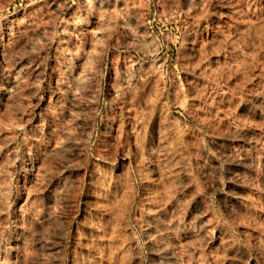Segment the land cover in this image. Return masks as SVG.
<instances>
[{
    "label": "rangeland",
    "instance_id": "rangeland-1",
    "mask_svg": "<svg viewBox=\"0 0 264 264\" xmlns=\"http://www.w3.org/2000/svg\"><path fill=\"white\" fill-rule=\"evenodd\" d=\"M78 262L264 264V0H0V264Z\"/></svg>",
    "mask_w": 264,
    "mask_h": 264
},
{
    "label": "bare ground",
    "instance_id": "bare-ground-1",
    "mask_svg": "<svg viewBox=\"0 0 264 264\" xmlns=\"http://www.w3.org/2000/svg\"><path fill=\"white\" fill-rule=\"evenodd\" d=\"M262 15H263V14H262ZM209 72H210V71H209ZM213 72H214V71H213ZM208 74H209V73H208ZM1 76H2V75H1ZM3 76H4V75H3ZM3 79H4V78H3ZM7 79H8V78H7ZM5 83L8 85L7 81H5ZM8 86H9V85H8ZM8 91H9V89H8ZM9 92H10V91H9ZM8 94H9V93H8ZM148 109H149V108H148ZM159 110H160V109H159ZM134 116H135V115H134ZM138 117H139V115H138ZM138 117H135V118H138ZM133 119H134V117H133ZM136 120H137V119H136ZM136 120H134V121H136ZM134 121H133V122H134ZM137 122H138V121H137ZM156 122H157V121H156ZM138 123H139V122H138ZM141 123H143V122H141ZM153 124H154V123H153ZM163 124H164V123H163ZM138 125H139V124H138ZM140 125H141V124H140ZM146 125H147V123H146ZM146 125H145V126H146ZM131 127L133 128V125H132ZM136 127H137V125H136ZM141 127H143V126H141ZM158 127L160 128L159 124H158ZM132 128H131V129H132ZM153 128H154V127H153ZM129 129H130V128H129ZM134 129H135V128H134ZM155 129H156V128H154V130H155ZM157 129H158V128H157ZM157 129H156V130H157ZM156 130H155V131H156ZM136 131H138V130H136ZM140 131H141V130H140ZM148 131H149V130H148ZM159 131H160V130H159ZM159 131H158V132H159ZM132 132H133V131H132ZM139 133H140V132H139ZM155 133H157V132H155ZM133 134H134V133H133ZM150 134H151V133H150ZM157 134H158V133H157ZM166 134H167V133H166ZM128 135H129V134H128ZM138 135H139V134H138ZM140 135H141V133H140ZM161 135H162V134H161ZM126 136H127V135H126ZM150 136H151V138H152L153 133H152ZM157 136H158V135H157ZM163 136H164V135H163ZM135 138H136V137H135ZM156 138H157V137H156ZM160 138H161V136H160ZM137 139H138V137H137ZM139 140H140V139H139ZM152 140H153V139H151V141H152ZM158 140H159V139H158ZM130 142H131V141H130ZM136 142H137V141H136ZM139 142H140V141H139ZM157 142H158V141H157ZM157 142L155 141V143H157ZM160 142H161V141H160ZM132 143H133V141H132ZM142 143H143V142H142ZM151 143H153V142H151ZM162 143H164V142L162 141ZM129 144H130V143H129ZM133 145H135V144H131L132 147H133ZM154 145H155V144H154ZM129 146H130V145H129ZM146 146H147V145H146ZM152 146H153V145H152ZM152 146H150V149H151ZM153 147H154V146H153ZM155 147H156V146H155ZM155 147H154V148H155ZM162 147H163V146H162ZM162 147H160V148H162ZM166 147H167V146H166ZM133 148H134V147H133ZM157 148H159V146H157ZM160 148H159V150H160ZM146 149H147V148H146ZM167 149H168V148H167ZM131 150H132V149H131ZM133 150H134V149H133ZM147 150H149V149H147ZM147 150H146V151H147ZM152 150H153V149H152ZM162 151H163V150H162ZM166 151H167V150H166ZM134 152H135V151H134ZM136 152H137V150H136ZM137 153H138V152H137ZM135 154H136V153H135ZM144 154H145V153H144ZM145 155H146V154H145ZM101 156H102V155H101ZM147 156H148V155H147ZM157 156H158V155H157ZM133 157H134V156H133ZM140 157H141V156H140ZM98 158H99V157H98ZM141 158H142V157H141ZM139 159H140V158H139ZM143 159H147V158H145V156H144ZM152 159H153V158H152ZM156 159H157V158H156ZM134 160H135V158H134ZM150 160H151V159H150ZM157 160H158V159H157ZM103 161H105V160L103 159ZM138 161H139V160H138ZM152 161H153V160H152ZM133 162H134V161H133ZM149 162H150V161H149ZM149 162H148V165L150 164ZM99 163H100V162H99ZM137 163H138V162H137ZM107 164H108V163H107ZM143 164H144V163H143ZM157 164H159V163H157ZM161 164H162V162H161ZM137 165H138V164H137ZM153 165H154V163H153ZM144 166H145V165H144ZM151 166H152V165H151ZM159 166H161V165H159ZM166 166H167V165H166ZM173 166H174V165H173ZM156 167H157V165H156ZM138 168H139V167H138ZM141 168H142V167H141ZM153 169H154V168H153ZM158 169H159V167H158ZM161 169H162V168H161ZM136 170H137V169H136ZM147 170H148V169H147ZM156 170H157V169H156ZM154 171H155V170H154ZM176 171H177V170H176ZM157 172H158V171H157ZM157 172H156V173H157ZM159 172H160V171H159ZM138 173H139V171H138ZM140 173H141V172H140ZM154 173H155V172H154ZM156 173H155V174H156ZM166 173H167V172H166ZM173 173H174V172H173ZM101 174H102V173H101ZM97 176H98V175H97ZM155 176H156V175H155ZM169 176H170V175H169ZM105 177H106V176H105ZM109 177H110V176H109ZM96 178H97V177H96ZM96 178H95V179H96ZM101 178H102V177H101ZM148 178H149V177H148ZM142 179H144V178L142 177ZM152 179H153V178H152ZM165 179H166V178H165ZM97 180H99V179H97ZM113 180H114V179H113ZM113 180H112V181H113ZM161 180H163V179L161 178ZM148 181H149V180H148ZM153 181H154V180H153ZM155 181H157V180H155ZM104 182H105V181H104ZM121 182H122V181H121ZM113 183H114V182H113ZM149 183H152V182H149ZM153 183H154V182H153ZM106 184H107V183H106ZM115 184H116V182H115ZM142 184H143V183H142ZM171 184H172V183H171ZM104 185H105V184H104ZM112 185H113V184H112ZM146 185H147V184H146ZM146 185H145V187H146ZM155 185H156V184H155ZM155 185H154V186H155ZM158 185H160V184H158ZM165 185H166V184H165ZM154 186H153V187H154ZM160 186H161V185H160ZM162 186H163V184H162ZM168 186H169V185H168ZM107 187H108V186H107ZM151 187H152V186H151ZM151 187H148V188L150 189ZM99 188H100V187H99ZM129 188H130V187H129ZM157 188H158V187H157ZM166 188H167V187H166ZM101 189H102V188H101ZM118 189H119V188H118ZM155 189H156V188H155ZM159 189H161V188H159ZM164 189H165V188H164ZM170 189H171V188H170ZM107 190H108V188H107ZM135 190H136V189H135ZM142 190H143V189H142ZM147 190H148V189H147ZM147 190H146V191H147ZM153 190H154V189H153ZM153 190H152V191H153ZM98 191H99V190H98ZM139 191H140V190H139ZM159 191H160V190H159ZM109 192H110V191H109ZM154 192H155V191H154ZM161 192H162V191H161ZM164 192H165V191H164ZM164 192H163V193H164ZM143 193H144V191H143ZM149 193H150V192H149ZM149 193H148V194H149ZM152 193H153V192H152ZM155 193H156V192H155ZM157 193H158V192H157ZM242 193H243V192H242ZM103 194H104V193H103ZM113 194H115V193H113V192H110V193H109V196H108L109 200H107L106 205H109V204L111 205V204L114 203V201H115V196H114ZM117 194H118V192H117ZM133 194H134V193H133ZM145 194H146V193H145ZM159 194H160V193H159ZM99 195H100V194H99ZM164 195L167 196L168 194H167V195L164 194ZM241 195H242V194H241ZM117 196H118V195H117ZM117 196H116V198H117ZM135 196H136V195H135ZM151 196H152V195H151ZM100 197H101V196H100ZM148 197H149V196H148ZM158 197H159V196H158ZM158 197H157V195L155 196V198H158ZM146 199H148V198H146ZM162 199H164V198H162ZM165 199H166V198H165ZM98 200H99V199H98ZM143 200H144V199H143ZM152 201H153V200H152ZM163 201H164V200H163ZM99 202H100V201H99ZM102 202H104V200H103ZM127 202H128V201H127ZM153 202H154V201H153ZM156 202H157V201H156ZM240 202H241V201H240ZM107 203H108V204H107ZM131 203H132V202H131ZM131 203H130V204H131ZM114 204H115V203H114ZM96 205H97V204H96ZM103 205H104V204H103ZM147 205H148V204H147ZM161 205H162V204H161ZM167 205H168V204H167ZM94 206H95V205H94ZM113 206H114V205L110 206L109 211H112V210H113V209H112ZM123 206H124V205H123ZM148 206H149V205H148ZM151 206H152V203H151V205H150L149 207H151ZM156 206H157V205H156ZM162 206H163V205H162ZM236 206H237V205H236ZM242 206H243V205H242ZM114 207H115V206H114ZM118 207H119V206H118ZM138 207H140V205H139ZM149 207H148V208H149ZM171 207H172V206H171ZM123 208H124V207H123ZM143 208H144V207H143ZM148 208H146V209H148ZM152 208H153V207H152ZM156 208H158V207H156ZM156 208H154V209H156ZM166 208H168V206H167ZM173 208H174V207H173ZM234 208H235V207H234ZM237 208H238V206H237ZM144 209H145V208H144ZM163 209H164V208H163ZM100 210H101V209H100ZM118 210H119V209H118ZM151 210H152V209H151ZM156 210H157V209H156ZM170 210H171V209H170ZM102 211H104V209H103ZM113 211H114V210H113ZM135 211H136V210H135ZM140 211H141V210H140ZM158 211H159V210H158ZM168 211H169V208H168ZM168 211H167V212H168ZM234 211H235V210H234ZM236 211H237V210H236ZM107 212H108V211H107ZM172 212H173V211H172ZM243 212H244V211H243ZM126 213H127V211H126ZM157 213H158V212H157ZM163 213H164V212H163ZM163 213H162V214H163ZM169 213H171V212H169ZM177 213H178V212H177ZM106 214H107V213H106ZM149 214H150V215H153L154 213H153V214L149 213ZM158 214H159V213H158ZM165 214H166V213H165ZM107 215H108V214H107ZM114 215H115V213H114ZM114 215H112V216H114ZM102 216H103V215H102ZM138 216H139V215H138ZM161 216H162V215H161ZM166 216H167V215H166ZM168 216H170V214H169ZM127 217H128V216H127ZM158 217H159V216H158ZM170 217H171V216H170ZM176 217H177V216H176ZM105 218H106V217H105ZM107 218H109V217H107ZM110 218H111V217H110ZM112 218H113V217H112ZM124 218H125V217H124ZM168 218H169V217H168ZM177 218H178V217H177ZM85 219H86V218H85ZM87 219H88V218H87ZM143 219H144V218H143ZM146 219H147V218H146ZM162 219H164V216H163ZM88 220H90V219H88ZM113 220H114V218L112 219V221H113ZM154 220H155V218H154ZM154 220H153V221H154ZM177 220H178V219H177ZM179 220H180V219H179ZM205 220H206V219H205ZM90 221H91V220H90ZM96 221H97V220H96ZM103 221H104V219H103ZM106 221H107V220H106ZM112 221H110V222H112ZM144 221H145V220H144ZM148 221H149V220H148ZM148 221H147V222H148ZM161 221H162V220H161ZM190 221H191V219H190ZM208 221H209V220H208ZM208 221H207V222H208ZM99 222H100V221H99ZM101 222H102V221H101ZM113 222H114V221H113ZM158 222H159V221H158ZM162 222H163V221H162ZM162 222H161V223H162ZM167 222H169V221H167ZM177 222H179V221H177ZM207 222H206V223H207ZM82 223H83V222H82ZM87 223H88V222H87ZM89 223H90V222H89ZM143 223H144V222H143ZM163 223H164V222H163ZM83 224H84V223H83ZM93 224H94V223H93ZM109 224H110V223H109ZM112 224H113V223H112ZM145 224H147V223H145ZM164 224L166 225V223H164ZM176 224H177V223H176ZM204 224H205V223H204ZM204 224H203V225H204ZM87 225H88V224H87ZM91 225H92V224H91ZM101 225H102V224H101ZM106 225H107V224H106ZM115 225H116V224H115ZM148 225H150V224H148ZM151 225H152V222H151ZM167 225H168V224H167ZM178 225H179V224H178ZM178 225H177V226H178ZM201 225H202V224H201ZM205 225H206V224H205ZM110 226H111V225H110ZM110 226L108 225V227H110ZM145 226H146V225H145ZM198 226H199V225H198ZM82 227H83V226H82ZM84 227H85V226H84ZM115 227H116V226H115ZM126 227H127V224H126ZM126 227H125V228H126ZM142 227H143V226H142ZM157 227H158V225H157ZM170 227H171V226H170ZM179 227H180V226H179ZM96 228H97V227H96ZM101 228H102V227H100V229H101ZM145 228H146V227H145ZM159 228H160V227H159ZM168 228H169V226H168ZM171 228H172V227H171ZM171 228H170V230H171ZM183 228H184V227H183ZM207 228H208V225H207ZM209 228H210V227H209ZM87 229H88V228H87ZM89 229H90V228H89ZM100 229H99V230H100ZM108 229H110V228H108ZM190 229H191V228H190ZM201 229H202V228H201ZM104 230H106V229H104ZM112 230H113V228H112ZM118 230H119V229H118ZM168 230H169V229H168ZM88 231H89V230H88ZM100 231H101V230H100ZM107 231H109V232H107V233L109 234V233H110V230H107ZM151 231H152V230H151ZM151 231H150V232H151ZM159 231H160V230H159ZM162 231H163V230H162ZM152 232H153V231H152ZM172 232H173V230H172ZM187 232H188V231H187ZM192 232H193V231H192ZM85 233H86V232H85ZM93 233H94V232H93ZM114 233H115V232H114ZM116 233H117V232H116ZM123 233H124V232H123ZM145 233H146V232H145ZM165 233H166V232H165ZM170 233H171V232H170ZM190 233H191V232H190ZM91 234H92V233H91ZM110 234H111V233H110ZM110 234H109V235H110ZM188 234H189V233H188ZM85 235H86V234H85ZM89 235H90V234H89ZM96 235H97V234H96ZM99 235H101V234L99 233ZM103 235H104V234H103ZM122 235H123V234H122ZM129 235H130V234H129ZM159 235H160V234H159ZM168 235L170 236V234H168ZM185 235H186V234H185ZM202 235H203V234H202ZM218 235H219V234H218ZM81 236H83V235H81ZM87 236H88V234H87ZM87 236H86V237H87ZM106 236H107V235H106ZM116 236H117V235H116ZM125 236H126V235H125ZM156 236H157V235H156ZM156 236H155V237H156ZM216 236H217V235H216ZM79 237H80V236H79ZM83 237H84V236H83ZM92 237H94V236H92ZM95 237H96V236H95ZM119 237H120V236H119ZM151 237H153V236H151ZM165 237L167 238V236H165ZM173 237H174V236H173ZM183 237H184V236H183ZM186 237H187V236H186ZM186 237H185V238H186ZM209 237H210V236H209ZM217 237H218V236H217ZM88 238H89V236H88ZM105 238H106V237H105ZM107 238H108V237H107ZM112 238H113V237H112ZM127 238H128V237H127ZM148 238H150V236H149ZM153 238H154V237H153ZM166 238H165V239H166ZM218 238H219V237H218ZM218 238H217V239H218ZM80 239H81V238H80ZM200 239H201V238H200ZM213 239H214V238H213ZM215 239H216V238H215ZM81 240H82V239H81ZM81 240H80V241H81ZM86 240H87V239H86ZM88 240L90 241V239H88ZM88 240H87V241H88ZM105 240H106V239H105ZM147 240H148V239H147ZM151 240H152V239H151ZM208 240H209V238H208ZM218 240H219V239H218ZM108 241H109V240H108ZM162 241H163V240H162ZM170 241H171V240H170ZM172 241H173V240H172ZM109 242H110V241H109ZM112 242H113V245H114V247H115V250L119 251V250H118L119 248L117 249V246H118L119 243L123 244V243H122L123 241H121V239H119L118 237H114ZM163 242H165V241H163ZM105 243H106V242H105ZM177 243H178V242H177ZM205 243H206V242H205ZM230 243H231V242H230ZM82 244H84V242H83ZM91 244H92V243H91ZM98 244H99V243H98ZM164 244H165V243H164ZM169 244H170V243H169ZM220 244H221V243H219V245H220ZM227 244H228V243H227ZM78 245H79V244H78ZM88 245H89V244H88ZM95 245H97V243H96ZM95 245H94V247H95ZM124 245H125V244H124ZM150 245H151V244H150ZM178 245H179V244H178ZM92 246H93V245H92ZM98 246H99V245H98ZM120 246H121V245H120ZM125 246H126V245H125ZM148 246H149V245H148ZM87 247H88V246H87ZM103 247H104V246H103ZM106 247H107V246H106ZM111 247H112V246H111ZM130 247H132V246H130ZM153 247H154V246H153ZM157 247H158V246H157ZM218 247H219V246H218ZM225 247H226V246H225ZM162 248H163V247H162ZM169 248H170V247H169ZM173 248H174V247H173ZM233 249H234V248H233ZM235 249H236V248H235ZM123 250H124V249H123ZM153 250H154V249H153ZM157 250H159V248H158ZM157 250H156V252H157ZM168 250H169V249H168ZM228 250H229V249H228ZM90 251H91V250H90ZM90 251H89V252H90ZM97 251H98V250H97ZM173 251H174V249H173ZM86 253H87V251H86ZM90 253H91V252H90ZM114 253H115V252H114ZM118 253H119V252H118ZM133 253H134V252H133ZM115 254H116V253H115ZM165 254H166V253H165ZM104 255H105V254H104ZM117 255H118V254H117ZM122 255H123L122 258H125V257H124V255H125L124 252L121 253V256H122ZM133 255H134V254H133ZM167 255H168V254H167ZM74 256H75V255H74ZM86 256H87V255H86ZM105 256H107V253H106ZM118 257H119V256H118ZM177 257H178V256H177ZM107 258H109V257L107 256ZM174 258H175V257H174ZM193 258H194V257H193ZM163 259H164V258H163ZM172 259H173V258H172ZM132 260H134V258H133ZM137 260H138V259H137ZM160 260H161V258H160ZM75 261H76V260H75ZM83 261H85V260H83ZM177 261H178V260H177ZM193 261H194V260H193ZM72 262H74V261H72ZM113 262H114V261H113ZM118 262H119V261H118ZM179 262H181V261H179ZM182 262H183V260H182ZM196 262H197V261H196ZM198 262H199V260H198ZM78 263H79V262H78ZM84 263H85V262H84ZM105 263H106V262H105ZM114 263H115V262H114ZM133 263H135V262H133ZM161 263H162V262H161ZM193 263H194V262H193ZM193 263H192V264H193ZM199 263H201V261H200ZM74 264H75V263H74ZM79 264H81V263H79ZM86 264H87V263H86ZM116 264H117V263H116ZM163 264H164V263H163ZM171 264H172V263H171ZM177 264H178V263H177ZM182 264H183V263H182ZM202 264H203V263H202Z\"/></svg>",
    "mask_w": 264,
    "mask_h": 264
}]
</instances>
